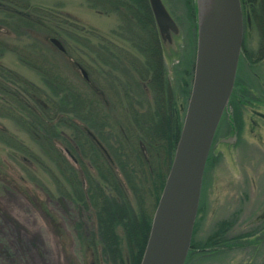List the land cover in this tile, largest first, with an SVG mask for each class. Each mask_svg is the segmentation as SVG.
Segmentation results:
<instances>
[{
	"label": "rangeland",
	"instance_id": "obj_1",
	"mask_svg": "<svg viewBox=\"0 0 264 264\" xmlns=\"http://www.w3.org/2000/svg\"><path fill=\"white\" fill-rule=\"evenodd\" d=\"M244 1L248 5L243 9L250 10V0ZM163 2L180 29L172 43L164 45L158 33L157 41L163 56L164 79L177 101L183 126L197 54V0H193V17L186 0ZM10 6L20 10L29 6V12L38 18L52 14L54 20H45L52 26L51 30H60L64 36L69 34L63 40L56 38L68 51L63 55L50 42L51 36L46 31L27 30L16 34L12 30L4 31L9 35L10 51H5L0 60L35 85L42 86L41 75L45 70L52 71L78 92L93 97L84 84L81 70L87 73L85 67L100 59V50L102 54L110 51L111 55L105 57L117 58L124 65L134 58L144 62L140 53L144 45L141 29L128 20L126 13L116 10L114 2L0 0V21L3 11ZM65 16L76 24L66 25ZM261 16L264 20V15ZM259 40L258 34H249L246 47L258 51ZM242 61L246 63L244 58ZM74 63L82 64L81 69L77 66L75 69ZM260 65V82H263L264 62ZM247 79L249 84L257 85L254 78ZM99 82L106 89V84ZM186 84L187 97L183 92ZM166 96L169 97V92ZM259 99L260 106H255L251 104L253 100L257 104L253 97L240 103L232 96L223 114L205 169L192 236V243L199 247L191 249L193 257L186 264H264V119L254 115L255 110L264 114L263 93ZM125 127L120 128L122 132ZM0 128L7 129L23 147L36 152L31 138L18 123L0 117ZM9 145L0 140V264H97L91 241L95 221L90 211L82 210L83 217L75 216L78 209L70 199L60 200L51 174L25 168L31 166L30 161H25L24 154ZM175 151L176 148L172 162ZM129 199L138 209L139 201L131 192ZM144 201L150 213L153 198L146 195ZM119 234L123 232L119 230ZM218 234L222 241L215 247H207V240Z\"/></svg>",
	"mask_w": 264,
	"mask_h": 264
},
{
	"label": "trees",
	"instance_id": "obj_2",
	"mask_svg": "<svg viewBox=\"0 0 264 264\" xmlns=\"http://www.w3.org/2000/svg\"><path fill=\"white\" fill-rule=\"evenodd\" d=\"M107 1L114 2L116 10L126 13L141 29L144 62L135 58L125 65L117 58L109 61L105 55L110 56V51L102 54L100 50L96 64L85 67L89 77L83 81L93 95L88 97L52 71L45 70L42 86H38L0 60V117L18 123L37 150L23 147L4 128H0V140L24 154V160L31 163L25 168L51 174L60 200L70 199L78 209L75 216L83 217L82 210L90 211L95 221L91 241L97 264H140L152 211L163 191L182 121L164 79L163 56L148 0ZM186 3L193 17L195 4L193 0ZM29 8L10 6L3 11L0 59L10 51L5 30L15 34L42 30L50 39L60 40L69 36L61 35L60 30L54 32L45 22L47 18L54 20V15L34 17ZM64 18L66 25L76 24ZM73 66L81 69L82 64ZM100 80L106 89L101 88ZM183 92L187 97L188 84ZM130 192L139 201L138 209L129 199ZM146 195L153 198L150 213L144 206ZM218 236L207 240V247L219 244L222 240ZM194 247L199 246L192 243Z\"/></svg>",
	"mask_w": 264,
	"mask_h": 264
},
{
	"label": "water",
	"instance_id": "obj_3",
	"mask_svg": "<svg viewBox=\"0 0 264 264\" xmlns=\"http://www.w3.org/2000/svg\"><path fill=\"white\" fill-rule=\"evenodd\" d=\"M164 45L180 29L163 0H148ZM194 79L175 156L140 264H185L191 248L207 159L235 84L243 39L240 0H197ZM51 43L61 52L57 39ZM83 77L88 79L82 70Z\"/></svg>",
	"mask_w": 264,
	"mask_h": 264
},
{
	"label": "flooded vegetation",
	"instance_id": "obj_4",
	"mask_svg": "<svg viewBox=\"0 0 264 264\" xmlns=\"http://www.w3.org/2000/svg\"><path fill=\"white\" fill-rule=\"evenodd\" d=\"M241 1V9L243 16V39H242V48L241 54L238 62L237 74L235 78V85L232 96L240 103L247 102L248 97H253L256 100L257 104L253 100L251 104L255 106H260V94L264 95V81L260 82L262 78V70H260V64L264 62V20L261 15H264V4L260 0H250V10L243 9L246 8L248 3L246 1ZM254 33L259 36L260 47L258 51H253L251 48L246 47V41L248 40L249 34L254 35ZM245 59L246 63L242 61ZM246 75V76H245ZM254 78L257 85L254 87L253 83H248L247 77ZM255 117L258 119H264V114L259 111H254ZM69 156V154L66 152ZM70 157V156H69ZM191 252V250H190ZM187 257L191 259L193 257L192 252Z\"/></svg>",
	"mask_w": 264,
	"mask_h": 264
},
{
	"label": "bare ground",
	"instance_id": "obj_5",
	"mask_svg": "<svg viewBox=\"0 0 264 264\" xmlns=\"http://www.w3.org/2000/svg\"><path fill=\"white\" fill-rule=\"evenodd\" d=\"M212 3L215 1V0H210Z\"/></svg>",
	"mask_w": 264,
	"mask_h": 264
}]
</instances>
